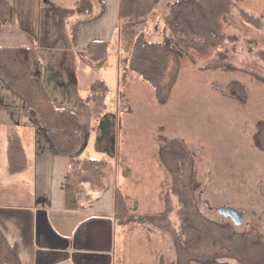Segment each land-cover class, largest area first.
Instances as JSON below:
<instances>
[{"label":"rangeland","instance_id":"obj_1","mask_svg":"<svg viewBox=\"0 0 264 264\" xmlns=\"http://www.w3.org/2000/svg\"><path fill=\"white\" fill-rule=\"evenodd\" d=\"M60 1L71 8L77 2ZM175 1L159 3L146 22L121 23L112 36L103 67H94L84 59L86 66L95 70L93 82L104 80L109 91L100 115H92L85 107L86 114L90 112L91 127L88 133L83 131L86 145L80 156L105 159L106 184L109 178L115 188L123 190L129 213L152 216L163 211L165 196L172 187L171 174L159 158L160 147L163 139H179L193 155L195 197L201 213L211 221L233 224L218 209H242L243 222L235 226L236 230L256 229L264 237V151L255 142L258 124L264 121V82L253 74L264 75V61L257 55L264 50V29L252 28L239 17L242 9L264 18V0H243L224 20V29L236 37L235 42L214 49L198 64L182 54L170 99L160 104L148 83L125 70L126 59L139 33L144 32L151 41L163 40V18ZM99 2L94 0L97 13L102 10ZM221 50L229 53L233 68L204 69ZM125 74L120 83L119 76ZM3 134L7 136L1 132L0 141ZM2 182L8 190V178ZM122 227L120 264H175L176 252L168 232L148 219H134Z\"/></svg>","mask_w":264,"mask_h":264},{"label":"trees","instance_id":"obj_2","mask_svg":"<svg viewBox=\"0 0 264 264\" xmlns=\"http://www.w3.org/2000/svg\"><path fill=\"white\" fill-rule=\"evenodd\" d=\"M164 0H118V24L146 22ZM243 0H178L169 6L163 18L162 41L148 40L139 33L129 50L125 70L139 75L155 92L156 100L166 104L177 82L181 55L189 56L198 64L200 58L211 55L226 42L236 41L224 29V20ZM102 10L97 13L94 0H77L74 14L80 20L71 29L72 44H76L82 24L100 20L106 5L100 0ZM11 8L7 0H0V31L10 22ZM239 17L252 28L264 29V18L240 10ZM119 26V27H118ZM111 42H91L80 56L89 64L101 68L105 64ZM86 55V56H85ZM264 61V50L257 51ZM229 53L219 51L216 58L203 68L232 69ZM44 63L36 48L0 47V78L32 111L39 126L46 131L54 149L70 156L71 168L66 182V205L74 209L79 195L101 192L107 187V161L100 158L79 159L86 145L80 133L79 119L70 107H59L50 97L43 81ZM264 82V75L253 73ZM126 74L119 76L120 83ZM109 87L104 80H96L86 99L92 115H100L106 107ZM238 91L239 88H238ZM242 93V92H241ZM164 140L159 158L171 174L172 187L165 196V206L159 214L136 217L129 213L127 197L121 188L114 193V213L117 223L128 224L134 219L150 220L171 235L175 264H264V237L256 230H236L231 223L207 219L200 211L195 197V173L192 153L179 139ZM255 142L264 151V121L258 124ZM8 160L12 172L26 166V153L17 132L8 138ZM0 264H23L17 246L9 243L0 229Z\"/></svg>","mask_w":264,"mask_h":264},{"label":"crops","instance_id":"obj_3","mask_svg":"<svg viewBox=\"0 0 264 264\" xmlns=\"http://www.w3.org/2000/svg\"><path fill=\"white\" fill-rule=\"evenodd\" d=\"M102 1L105 14L80 26L76 44H72L71 29L80 17L73 12L75 6L64 7L60 0H7L10 22L0 31V47L38 49L50 97L59 106L76 111L85 137L83 131L88 133L91 127L86 99L96 73L79 53L93 41H111L118 24V0ZM1 132L7 136L3 134L0 141V229L17 246L22 263L120 264L124 229L115 219L112 180L108 178L104 191L79 195L77 207L69 209L70 156L54 149L35 114L25 109L22 99L0 78ZM13 132L20 135L26 153V166L20 172H12L8 160V138ZM97 138L101 139V132ZM6 177L8 190L2 184Z\"/></svg>","mask_w":264,"mask_h":264},{"label":"water","instance_id":"obj_4","mask_svg":"<svg viewBox=\"0 0 264 264\" xmlns=\"http://www.w3.org/2000/svg\"><path fill=\"white\" fill-rule=\"evenodd\" d=\"M220 215L229 218L234 226H239L243 222L245 211L242 209H233L229 207H221L218 209Z\"/></svg>","mask_w":264,"mask_h":264}]
</instances>
